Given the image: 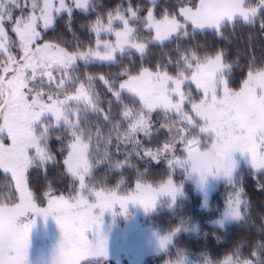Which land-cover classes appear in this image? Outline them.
Segmentation results:
<instances>
[{
  "label": "snow or ice",
  "instance_id": "snow-or-ice-1",
  "mask_svg": "<svg viewBox=\"0 0 264 264\" xmlns=\"http://www.w3.org/2000/svg\"><path fill=\"white\" fill-rule=\"evenodd\" d=\"M77 9H88L89 0H73ZM27 6V5H25ZM16 8H20L19 0H0V169L5 173H11L16 183V191L19 193V203H0V264H26L28 236L32 227L31 221L21 223V218L29 213L38 216L51 217L60 229L61 240L53 264H77L82 254H105L104 241L96 240L95 244L85 238V231L100 225V215H93V209H99L101 213L105 209L119 203L123 209L125 204L132 202L143 206L145 211L154 205L155 197L167 194L174 197L180 188L173 185L171 179L165 181L159 188L145 186L138 183L136 191L127 197L120 198L114 193L105 195L103 192H95L96 202L90 204L84 196L66 199L63 196L50 199L47 208H37L32 200V193L28 191L25 183V172L37 161L43 165L52 159L47 152V143L52 125L44 124L47 117L54 118L56 126L63 124L73 137L68 145V156L64 160L68 171L80 180V187L84 189V177L89 172L87 153L89 144L84 141V131L80 128L79 121L70 119L71 108L69 101L83 102L85 111L91 108L98 111L96 101L91 96V84L85 87L81 84L76 89V95L60 100L48 94V103L43 102L42 91H37L36 86L44 85L51 89L54 83V73L59 72L62 79L56 83L57 92L63 89L70 80V72L76 66V61L90 62L94 59L112 62L115 54H123L135 49L141 55L151 43H160L173 37L188 35L187 25L190 22L193 29L212 28L220 30L224 23H231L237 17H242L246 23H253L258 10L264 11V0H259L255 7L246 6L245 0H200V3L191 7H181L179 15L183 17L181 23L175 15L165 13L162 19H155L152 9L142 20L149 33L154 36L143 43H136L135 29L129 27V20L117 10L115 19L122 20L125 27L122 31L115 32L116 41H96V49L87 51L68 52L63 47L55 44H40L41 27L47 29L53 21L55 14L72 8L66 4V0H59L57 7L53 0H44L41 7L33 0L31 11L19 17H13ZM39 9V15L36 14ZM139 9L127 10L133 19ZM13 24L12 31L17 40L13 41L5 31V21ZM113 16L109 14L107 26L101 24L98 18L92 26V30L99 36L101 31L111 32ZM264 29V21L261 22ZM19 49V54L12 52V47ZM102 49V50H101ZM181 55L177 61L183 69L175 77L166 71H161L158 66L155 72L143 68L139 75H129L128 79L119 85V91L113 95L117 100L121 93L127 91L138 96L141 108L133 111L125 107L123 119L129 121L125 133V140L139 144L135 140L137 133L148 135L150 122L148 114L153 109L162 108L165 114L175 112L182 122L188 125L198 126L199 132L205 134L211 141H205L206 150L199 148L200 141L191 139L187 141V158L175 163L184 168L187 166L197 173L201 179L207 175H223L231 177L235 168L234 153L246 154L250 168L254 173L264 170V68L250 70L247 79L243 81L238 91H233L227 86L225 72L229 65L222 60V53L215 55L197 56L195 52ZM190 72L188 76L186 73ZM127 75V71L122 73ZM93 78L88 77L89 82ZM104 79V77H100ZM105 83L109 82L105 80ZM194 83L198 91L203 92V98L197 102H191L190 93L182 91V85ZM111 91V87L109 88ZM35 92V95L32 93ZM191 102L192 112L199 118L198 125L194 117L184 112L185 102ZM145 109L147 112H145ZM76 115H81L80 109ZM105 120L108 116L105 115ZM119 138V126H116ZM171 131V128H169ZM187 131V129H180ZM100 129H97L99 135ZM11 141L5 145L2 141L5 137ZM182 141L186 138L182 137ZM91 137H89V141ZM171 145L166 143L164 151ZM34 150V155H30ZM147 155H152L147 152ZM171 163V162H170ZM187 170V169H186ZM231 184V180H229ZM243 189L235 191V196L227 200L226 215L239 218L240 205L246 203L242 199ZM168 237L160 240L163 247Z\"/></svg>",
  "mask_w": 264,
  "mask_h": 264
},
{
  "label": "trees",
  "instance_id": "trees-1",
  "mask_svg": "<svg viewBox=\"0 0 264 264\" xmlns=\"http://www.w3.org/2000/svg\"><path fill=\"white\" fill-rule=\"evenodd\" d=\"M197 1L89 0L87 10L73 9L71 14L68 12L57 14L47 29H40L42 36L39 41L61 45L69 52L86 51L95 46L97 38L92 26L98 18H104L108 13L117 10L125 13L131 7L133 10L139 9L138 16L142 18L149 9H152L156 18H162L165 13L181 18L180 8L194 6ZM258 2L259 0H254V4ZM262 21L264 11L259 10L253 23L237 19L231 23H224L219 31L194 30L193 26L188 24V35L173 37L163 44L151 43L143 55L131 50L117 54L112 62L78 61L70 72L71 79L64 90L70 92L76 85L81 84L87 88L90 83L91 96L97 102L98 109L95 112L91 108L85 111L83 106L80 109L81 115L79 117L76 115V121H79L80 128L85 133L83 139L89 144L87 153L89 172L86 176V185L95 189H117L121 193L130 190L137 182L153 184L162 182L171 173L165 157H155L157 153L166 152L165 144L169 142L171 136H175L169 130L172 124H169L171 120L168 113L165 114L159 109L152 110L148 114L150 122L148 135L143 132L137 133L135 140L139 141V144L125 140L129 121L123 119V111L128 105L135 107L136 104L134 96L127 91L121 93L119 100L113 95L123 79L129 75H136L143 68L157 70L158 66L160 70L176 74L183 69L182 61L180 67L177 66L181 55L190 54L186 50L201 57L221 52L224 63L230 66L226 70L228 85L232 88L240 87L250 70L264 67ZM139 40L146 39L141 36ZM125 71L127 75H122ZM89 76L93 78L90 82ZM105 80L109 83L106 84ZM105 115L108 116L107 120L104 118ZM70 118L74 119L73 115ZM44 124L52 125L46 146L52 159L43 165L37 161L27 172V185L36 202H43L49 194L73 195L78 187L77 179L64 164L68 145L73 140L70 131L63 124L56 126V121L50 116L45 118ZM147 152H151L152 155H147ZM233 182L236 187L224 186L213 194L214 202L208 210L199 208L198 195L188 187L186 191L184 190L185 195L179 198L172 208L160 206L150 214L147 217L148 222L159 231L188 227L182 228L164 251L146 257L142 264H163L176 260L178 254L204 257L215 263L230 256L236 258L248 256L252 251L257 252L255 264H264V172L254 173L251 168L243 167L240 169V175L233 177ZM236 188L243 189L242 199L246 201L241 209V216L237 221L223 226L212 224L211 220L218 216L221 209L222 195L234 192ZM220 192H223L221 196ZM16 199L11 176L0 169V201L13 202Z\"/></svg>",
  "mask_w": 264,
  "mask_h": 264
},
{
  "label": "rangeland",
  "instance_id": "rangeland-1",
  "mask_svg": "<svg viewBox=\"0 0 264 264\" xmlns=\"http://www.w3.org/2000/svg\"><path fill=\"white\" fill-rule=\"evenodd\" d=\"M36 2L42 7L44 0H36ZM53 2L55 3L57 7L59 6V0H53ZM245 2H246V6H251V7H255L259 3L258 2L257 4H254V0L253 1L245 0ZM32 3H33V0H19L20 8H16L14 10L13 14H16V15H14L13 17L15 18V17L21 16L22 15L21 9H23V14L27 15L31 11ZM199 3H200V0H198L194 6H186V7L195 8V6L198 5ZM66 4L69 7H71L72 10L77 9L75 7V3L73 2V0H66ZM63 12H67V11H63ZM116 12L111 13L113 16V22L111 25L112 31L111 32L101 31L99 36H97L96 41L99 38L101 41L107 40V41L112 42L113 44L115 43L116 41L115 32L122 31L125 27L122 20L115 19ZM120 12L124 14L125 19L129 20L128 26L136 30L135 36L138 34L140 37L142 36V37H145V39H150L151 36L155 35L154 31L149 33L145 25L142 23V20L147 16L148 11L146 12L145 17L143 18L141 16H138V13H137V16L139 17V19H135V20H133L128 15L127 12L124 13V11H121V10ZM36 14L39 15V9H37ZM56 15L57 14H55L54 17ZM154 18L159 20V19H162L163 17L162 18L154 17ZM177 19L181 23H183L182 16L181 18L177 17ZM237 19L243 20L242 17H237L234 21H236ZM100 20L103 26H107L108 21H109V13ZM188 24L192 26L190 22ZM12 27H13V24L9 23L6 20L5 21V31L7 32L8 36L13 41H15L17 40V37L15 33L12 31ZM42 28L43 27H41L40 29ZM206 29H212V28H206ZM139 36L138 37L136 36L135 42L143 43L145 40H139L140 39ZM39 43L40 44H44V43L55 44V43L47 42V41H39ZM55 45H58V44H55ZM58 46L62 47L61 45H58ZM92 49H96V42H95V46ZM11 50L14 54H17V55L19 54V49L17 47L13 46ZM132 50L136 51L135 49H132ZM117 54H119V52L115 54V58ZM94 60L100 61L98 59H94ZM78 61H76V63ZM149 71L155 72L156 70L149 69ZM139 73H137L136 75H139ZM186 74L188 76L191 75L190 72H187ZM169 75L175 77L177 73L169 74ZM132 76H135V75H132ZM60 79H62V77L60 76V73L59 72L54 73V83L52 84L51 89H49L47 86L46 78H45V82L43 86H40L39 84H37L36 90L42 91L44 93L43 102H46V103L50 102L48 101V94L50 91L53 96H58L60 100H64L67 97L76 95V89L79 88L80 85H76L74 89L70 92H67L66 90H64V88L61 89L59 92H57L56 83H58ZM127 79H128V76L127 78L123 79V81ZM225 79L226 81L228 80L227 72H225ZM227 86L233 91H238L241 87L240 85V87L232 88L231 86L228 85V82H227ZM117 91H119V86L117 88ZM182 91H184L185 93L191 94V97H192L191 102L198 103L203 98V92L198 91L194 83H186L185 85H182ZM130 94L134 96L136 106L130 107V105H128L127 108L132 109L133 111L140 109L141 102H140L139 97L135 96L132 93ZM32 95H35V92H33ZM191 102L186 101L185 104L183 105V110L189 115H192L194 117L196 124L198 125L201 122L199 121V118H196L195 114L192 112ZM83 106H84L83 102L78 103L76 101H69V107L72 110L70 116L73 115L75 119L74 120L70 118L73 122H77L76 121L77 120L76 110L81 109ZM157 109L164 111L162 108H157ZM153 110H156V109H153ZM145 112H147L146 109H145ZM168 114L171 120L169 124H172V127H170L172 131V135L175 134V136H171L169 139V142H167L171 146L166 152L162 154L157 153L155 155V157H160V156L165 157L166 164L171 170L170 175H168V177H166V179H164L162 182H159L156 184L149 183V182H144V183L137 182L136 184L133 185L132 188H130V190L120 193L118 192L117 189H111V188H107V189L96 188L95 189L94 187L87 186L86 185L87 175L84 177V183L86 187L84 189H81L79 178L73 176L78 181V187L76 189V192L73 195L49 194L45 197L43 202H38V201L36 202V200L32 196V200L36 204L37 208L43 209V208L48 207V202L50 199L57 198L60 196H63L66 199H71V198L76 197L78 193L84 196V198L87 199L90 204H93L96 202V197L94 195L95 192H103L106 196L109 195L110 193H114L117 197L124 198L136 191V186L138 183L143 184L145 186H151L153 188H159L161 184L171 179L173 182V185L180 188V191L174 197H170L167 194H161L155 197V203L153 206H151L148 209V211H145L143 206H140L139 204H135L132 202L126 203L123 209L120 207V204L117 203L111 206L109 210L105 209L103 213H101L99 209H93V215H100L99 228L97 229L95 226H93L92 228L87 229L84 235H85V238L88 239L90 243L92 244H95L97 239L102 238L104 241L105 254L104 255L82 254L80 258L77 260V264H142V262L144 261L146 257L159 254L162 251H164L166 247L168 246V244H170L172 239L175 237V235H177L182 230V228L188 227V226L178 227L170 231H159V229L153 227L148 222L147 217L150 214L154 213L155 210H157V208H159L160 206L166 207V209L172 208L177 202V200L185 195L184 190L188 187L195 195H198L199 208L202 210H208L210 206L212 207L213 205L212 202H214L213 194L218 189L223 188L224 186L225 187L228 186V188L229 187L232 188V186L236 187L235 183L233 182V177L234 178L238 177L240 175V169H242L243 167L250 168L246 154H241V153L233 154V160L236 163H235V168L233 170L231 177H225L223 175H215V176L207 175L203 179H201V177L197 173L191 171L189 168H187V166H185L184 168L180 167L175 162L177 160L183 161L187 158V141L188 140H191L193 138L198 139L201 142L199 145V148L201 151L206 150L205 141H208L207 147H210L211 141L208 137L205 136V134H202L199 132L198 126L188 125L186 122H182L175 112H169ZM53 120L55 119L53 118ZM2 123H3V119L2 117H0V124ZM182 128L187 129V131H180V129ZM182 137L186 139L182 141L181 139ZM2 142L5 145H8L11 143V141L7 138L6 134ZM34 154H35L34 150H30V155H34ZM67 156H68V152H67L66 158ZM29 168L25 172L26 185H27V176H28L27 172ZM1 170L4 172L3 169ZM262 171L264 172V170ZM6 174L10 175L12 178V175L10 172ZM229 180H231V184L229 183ZM12 181H13L14 188L16 191V183L13 178H12ZM27 188H28V185H27ZM236 190H234V192H231V191L227 192L226 193L227 195L225 194V196L222 195L223 192L219 193L220 196L222 195L221 209L219 210L218 216L211 220L212 224L223 226L229 222L237 221L239 219V218H233L230 215H226L227 207H228L227 200L230 196L234 198ZM28 191L30 192L29 188H28ZM16 196H17V199L13 202L0 201V203H6L9 205L14 204V203H19V193L17 191H16ZM242 207H243V204L240 205V212H241ZM29 221H31L32 227L29 230V236H28L26 264H53V261L57 254L59 243L61 240V233H60L59 227L56 225L55 221L50 216L43 218L42 216L40 217L34 213H29L27 217L21 218L20 222L27 223ZM164 237H168V239L165 242V245L161 247L160 240L163 239ZM233 258H236V257L230 256V257L225 258L224 260H229ZM206 262H208V260L204 257L183 256V264H206ZM163 264H176V260L168 261ZM212 264H215V263L212 262Z\"/></svg>",
  "mask_w": 264,
  "mask_h": 264
},
{
  "label": "clouds",
  "instance_id": "clouds-1",
  "mask_svg": "<svg viewBox=\"0 0 264 264\" xmlns=\"http://www.w3.org/2000/svg\"><path fill=\"white\" fill-rule=\"evenodd\" d=\"M256 256H257V252L252 251V252H250V254H248V256H241V257H237V258H233V259H229V260L222 259V260L215 262V264H255ZM249 257H251V258H249ZM176 264H183V255L182 254L177 255ZM206 264H212V262L208 261V262H206Z\"/></svg>",
  "mask_w": 264,
  "mask_h": 264
}]
</instances>
